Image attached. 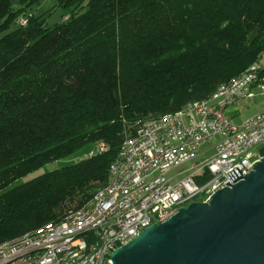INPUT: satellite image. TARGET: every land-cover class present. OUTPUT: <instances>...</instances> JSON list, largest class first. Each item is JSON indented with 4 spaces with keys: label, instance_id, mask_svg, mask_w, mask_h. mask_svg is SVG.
Wrapping results in <instances>:
<instances>
[{
    "label": "trees",
    "instance_id": "trees-1",
    "mask_svg": "<svg viewBox=\"0 0 264 264\" xmlns=\"http://www.w3.org/2000/svg\"><path fill=\"white\" fill-rule=\"evenodd\" d=\"M38 1L0 0V242L79 208L139 123L264 51V0H56L67 21L11 29ZM98 141L106 152L12 185Z\"/></svg>",
    "mask_w": 264,
    "mask_h": 264
},
{
    "label": "built area",
    "instance_id": "built-area-1",
    "mask_svg": "<svg viewBox=\"0 0 264 264\" xmlns=\"http://www.w3.org/2000/svg\"><path fill=\"white\" fill-rule=\"evenodd\" d=\"M257 96L264 71L253 63L209 94L142 121L121 141L106 183L59 221L0 242V264H113L112 251L145 227L207 201L264 157V109L240 123L231 116ZM107 149L98 141L82 159Z\"/></svg>",
    "mask_w": 264,
    "mask_h": 264
},
{
    "label": "water",
    "instance_id": "water-1",
    "mask_svg": "<svg viewBox=\"0 0 264 264\" xmlns=\"http://www.w3.org/2000/svg\"><path fill=\"white\" fill-rule=\"evenodd\" d=\"M110 257L113 264H264V157L207 201L145 227Z\"/></svg>",
    "mask_w": 264,
    "mask_h": 264
},
{
    "label": "rangeland",
    "instance_id": "rangeland-1",
    "mask_svg": "<svg viewBox=\"0 0 264 264\" xmlns=\"http://www.w3.org/2000/svg\"><path fill=\"white\" fill-rule=\"evenodd\" d=\"M13 9H18L21 7L19 0H10ZM70 12V8H63L57 5L56 0H39L37 3L32 5L30 8L26 9L24 12L19 15L18 18L27 17L29 15H34L35 17H39L43 19L45 27H53L55 24L61 23V19L64 15H68ZM18 20L16 23L11 27L14 29L18 27ZM253 35H251L252 37ZM264 108V96H257L254 99V102L251 103L249 106H242L236 112H232L231 116L235 123H240L243 119L247 116H250L252 113L262 110ZM94 145V144H93ZM93 145H88L85 148L75 152L71 156L64 157L62 159H58L56 161H50L43 165L42 167L32 171L28 175L24 176L21 179L16 180L12 185H17L22 182H25L28 179H31L39 174L44 172H48L54 168H59L65 164L74 163L80 159L90 150L92 149Z\"/></svg>",
    "mask_w": 264,
    "mask_h": 264
},
{
    "label": "crops",
    "instance_id": "crops-1",
    "mask_svg": "<svg viewBox=\"0 0 264 264\" xmlns=\"http://www.w3.org/2000/svg\"><path fill=\"white\" fill-rule=\"evenodd\" d=\"M259 66L264 69V51L262 52L259 61H258ZM264 109V108H263ZM261 110V109H260ZM253 114V113H252Z\"/></svg>",
    "mask_w": 264,
    "mask_h": 264
}]
</instances>
